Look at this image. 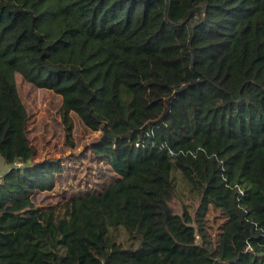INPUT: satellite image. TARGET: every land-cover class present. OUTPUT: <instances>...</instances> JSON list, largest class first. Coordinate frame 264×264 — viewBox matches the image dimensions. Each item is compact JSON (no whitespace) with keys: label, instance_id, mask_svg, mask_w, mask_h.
I'll use <instances>...</instances> for the list:
<instances>
[{"label":"trees","instance_id":"obj_1","mask_svg":"<svg viewBox=\"0 0 264 264\" xmlns=\"http://www.w3.org/2000/svg\"><path fill=\"white\" fill-rule=\"evenodd\" d=\"M17 76L115 181L33 202L65 168L34 161ZM0 154V264H264V0H0Z\"/></svg>","mask_w":264,"mask_h":264},{"label":"rangeland","instance_id":"obj_2","mask_svg":"<svg viewBox=\"0 0 264 264\" xmlns=\"http://www.w3.org/2000/svg\"><path fill=\"white\" fill-rule=\"evenodd\" d=\"M18 90L28 112L27 136L35 148L34 161L45 158H62L64 171L55 178L52 190L37 192L33 197L36 205L49 206L63 198L81 194L86 190L99 191L105 184L115 181L116 172L110 171L102 162L94 159L88 149L99 132L85 127L76 114H72L74 147L66 143L65 129L61 121V97L49 89L36 88L17 76ZM8 165L0 154V175ZM188 188L177 177V195L171 200L176 212H181L184 204L192 209L197 206ZM222 219L215 212L211 213L212 232L217 236Z\"/></svg>","mask_w":264,"mask_h":264},{"label":"built area","instance_id":"obj_3","mask_svg":"<svg viewBox=\"0 0 264 264\" xmlns=\"http://www.w3.org/2000/svg\"><path fill=\"white\" fill-rule=\"evenodd\" d=\"M0 181H1V179H0Z\"/></svg>","mask_w":264,"mask_h":264}]
</instances>
